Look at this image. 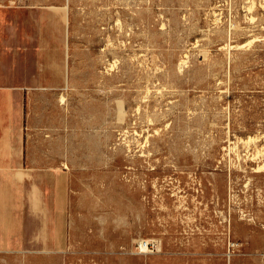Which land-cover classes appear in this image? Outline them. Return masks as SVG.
I'll return each instance as SVG.
<instances>
[{
  "label": "rangeland",
  "instance_id": "obj_1",
  "mask_svg": "<svg viewBox=\"0 0 264 264\" xmlns=\"http://www.w3.org/2000/svg\"><path fill=\"white\" fill-rule=\"evenodd\" d=\"M18 2L66 37L30 132L71 175L69 244L0 264H264V0Z\"/></svg>",
  "mask_w": 264,
  "mask_h": 264
},
{
  "label": "crops",
  "instance_id": "obj_2",
  "mask_svg": "<svg viewBox=\"0 0 264 264\" xmlns=\"http://www.w3.org/2000/svg\"><path fill=\"white\" fill-rule=\"evenodd\" d=\"M51 21L49 3L0 0V252L69 244L71 175L30 132L66 84V37Z\"/></svg>",
  "mask_w": 264,
  "mask_h": 264
},
{
  "label": "built area",
  "instance_id": "obj_3",
  "mask_svg": "<svg viewBox=\"0 0 264 264\" xmlns=\"http://www.w3.org/2000/svg\"><path fill=\"white\" fill-rule=\"evenodd\" d=\"M140 246L142 247V243H140ZM145 248L149 249L151 247L150 243L144 244ZM263 259H264V255H263Z\"/></svg>",
  "mask_w": 264,
  "mask_h": 264
},
{
  "label": "bare ground",
  "instance_id": "obj_4",
  "mask_svg": "<svg viewBox=\"0 0 264 264\" xmlns=\"http://www.w3.org/2000/svg\"><path fill=\"white\" fill-rule=\"evenodd\" d=\"M147 243H148V242L145 241V242H143L142 244H147ZM144 247H145V246H144Z\"/></svg>",
  "mask_w": 264,
  "mask_h": 264
}]
</instances>
